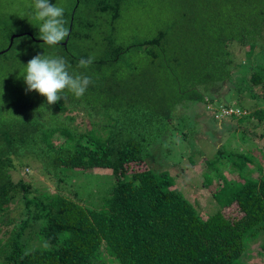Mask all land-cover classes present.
Masks as SVG:
<instances>
[{
  "label": "trees",
  "instance_id": "trees-1",
  "mask_svg": "<svg viewBox=\"0 0 264 264\" xmlns=\"http://www.w3.org/2000/svg\"><path fill=\"white\" fill-rule=\"evenodd\" d=\"M188 1L194 9L157 36L130 47L113 39L108 53L80 68L78 62L86 58L69 49L75 21L86 23L88 31L109 13L115 21L121 18L123 0H76L65 14L70 36L49 51L92 83L83 97L68 93L53 105L38 92L26 91L23 79L27 62L48 47L26 30L32 18L0 15V264H246L249 243L264 238L262 166L253 157L219 148L209 167L221 175L228 162L232 170L222 183H215L211 173L203 175L218 205L204 217L174 176L154 171L149 160L168 136L169 122L178 117L175 107L206 101L209 110L214 102L210 90L231 84L232 46H245L252 57L264 38V0ZM84 7L92 16L77 18ZM105 37L109 43L112 36ZM144 47L160 55L153 61L159 68L124 73L121 55L140 54ZM131 65L137 68L135 62ZM250 82L261 87L264 97V71L254 72ZM19 85H24L21 91ZM95 93L103 97L94 98ZM76 99L86 104L64 108ZM99 103L103 108L97 109ZM147 108L150 115L144 117ZM247 116L264 120V111ZM28 158L40 161L42 175L58 184H68L70 172L79 170H107L116 182L102 209L88 208L80 198L51 193L25 177L14 180L20 167L31 166ZM183 164L179 161L177 167ZM16 206L21 210L13 216Z\"/></svg>",
  "mask_w": 264,
  "mask_h": 264
},
{
  "label": "rangeland",
  "instance_id": "rangeland-1",
  "mask_svg": "<svg viewBox=\"0 0 264 264\" xmlns=\"http://www.w3.org/2000/svg\"><path fill=\"white\" fill-rule=\"evenodd\" d=\"M75 2L76 0H50L53 5L58 4L64 7L65 14L72 10ZM33 8V0H0V15L2 17L10 19L18 13L29 14L32 19L28 22L29 25L26 30L33 32L40 39V32L37 27L39 22L33 19ZM84 8L77 11V18L87 19L92 16L89 14V10ZM193 9L188 0H123L121 18L115 21L110 18L112 16L109 13L91 31H88L86 23L75 21L74 37L70 42L69 49L77 57L86 59L94 57L96 59L104 56V53L111 49L113 39L119 46L130 47L132 44L157 36L164 27L179 21L186 10L191 11ZM65 14L64 19L66 20L68 17ZM106 18L109 20H105ZM87 34L89 35L88 39ZM104 35L112 36L109 43ZM80 36L82 37L80 38ZM1 47L2 44L0 43ZM232 47L235 71L231 84L225 82L214 86L210 90V95L214 99L213 108L230 106L234 109H241L243 111L241 118L240 116L237 118L227 117L223 121H217L213 112L210 109L207 110L206 101L189 102L185 108L175 107L174 114H177L178 117H174V120L169 122L167 125L169 130L166 131V133L171 134L170 138L161 143L160 146L163 147L161 155L156 156L157 146L149 160L154 171H169L174 176L176 183L183 187L189 200L198 206L204 217L214 213L218 205L210 188L205 186L203 175L207 172L211 173L215 183H222V176L224 174L229 176L232 170V165L228 162L221 168L219 172L221 175H217L209 167L210 161L218 159L219 148H222L224 152L253 157L256 163L262 166L264 173V120L247 116V114L264 111V97L261 95L263 90L261 87H253L250 82V77L254 72L260 69L264 71V38L259 41L252 57L247 55L248 51L245 46L234 44ZM150 48H142L140 54H136L139 52L129 53L132 55L131 57H128V54L121 55V65H119L122 66L121 70H125L124 73L127 75L130 73L131 76L132 74L138 75L141 71H147L150 65L159 68L153 61L160 55L158 53L153 55ZM53 49L57 50L58 46H48L45 48L44 54L51 55L49 50ZM124 60L125 63L122 65ZM132 62H135L137 66L134 70L131 65ZM106 71L105 75L110 77V72ZM23 88L24 85H19L18 91ZM20 94L30 96L26 92ZM98 96L103 97V94H94V98ZM79 101L77 102L76 99L72 105L68 102L64 108L71 109L74 106L79 109L86 104L85 101ZM96 102H101V100L97 98ZM101 108L103 106L99 103L97 109ZM148 109H144L146 110L143 113L144 117L150 115ZM88 116L91 115H87L86 118ZM86 118H83V123L90 125L91 121ZM25 161L30 162L31 166L20 167L19 171L14 174V180L18 181L25 177L28 181L35 182L36 187L47 188L51 193L58 191L63 196L73 200L80 198L84 206L92 209H102L104 200L116 182L112 173L107 170L101 173L92 170H79L81 172H73L74 174L70 172L67 178L68 184H58L55 180H49L42 175L40 161L31 158ZM179 161L184 163L181 166L183 169L177 167ZM186 173H188L187 177H185ZM258 174L255 173V178L259 177ZM20 210L16 206L14 210H11V214L14 216ZM263 243V237L258 241L249 243V250L243 257L244 263L264 264Z\"/></svg>",
  "mask_w": 264,
  "mask_h": 264
},
{
  "label": "clouds",
  "instance_id": "clouds-1",
  "mask_svg": "<svg viewBox=\"0 0 264 264\" xmlns=\"http://www.w3.org/2000/svg\"><path fill=\"white\" fill-rule=\"evenodd\" d=\"M33 5V19L39 22L37 27L40 32V39L44 41V44L55 47L64 42L70 36V30L66 26L67 21L64 19V7L58 4L53 5L50 0H33ZM11 47L10 45L9 48ZM93 60L94 57L81 59L78 62V67L87 68L93 63ZM70 69L71 65L64 57L37 55L30 59L25 66L23 79L27 86L26 91L38 92L41 96L46 97L48 105L56 104L62 98L65 100L68 93L76 98H81L92 80L89 76L73 72ZM212 105H210V110L219 121H223L227 117H241L243 113V111L230 106L213 108ZM165 134L168 136L163 139L164 141L171 135ZM161 143L158 145L156 154L161 150Z\"/></svg>",
  "mask_w": 264,
  "mask_h": 264
},
{
  "label": "water",
  "instance_id": "water-1",
  "mask_svg": "<svg viewBox=\"0 0 264 264\" xmlns=\"http://www.w3.org/2000/svg\"><path fill=\"white\" fill-rule=\"evenodd\" d=\"M14 37H12V39H11V44H10L11 46L13 45Z\"/></svg>",
  "mask_w": 264,
  "mask_h": 264
}]
</instances>
